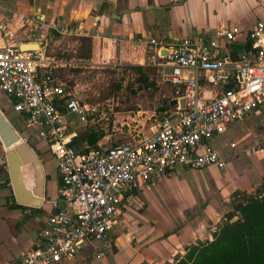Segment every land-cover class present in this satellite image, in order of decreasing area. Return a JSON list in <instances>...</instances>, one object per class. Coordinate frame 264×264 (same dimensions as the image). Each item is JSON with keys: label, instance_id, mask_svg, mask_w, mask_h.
Segmentation results:
<instances>
[{"label": "built area", "instance_id": "obj_1", "mask_svg": "<svg viewBox=\"0 0 264 264\" xmlns=\"http://www.w3.org/2000/svg\"><path fill=\"white\" fill-rule=\"evenodd\" d=\"M27 24V35L20 37L10 22H0L6 41L0 47V90L13 101L21 128L36 133L57 159L59 188L32 247L2 264H70L85 250L111 254L125 206L137 190L180 170L225 168L237 142L230 141L227 151L210 142L264 103V19L173 40L141 36L135 42L146 46V61L174 91L164 119L151 135L140 132L133 141L78 147V122L93 123L108 113L58 82L55 69L68 61L50 56L48 44L53 32L89 37L91 31L39 10ZM22 43L39 48L23 50ZM42 67L49 74L44 78ZM261 134L257 145H264V121ZM22 142L29 143L30 135Z\"/></svg>", "mask_w": 264, "mask_h": 264}, {"label": "rangeland", "instance_id": "obj_2", "mask_svg": "<svg viewBox=\"0 0 264 264\" xmlns=\"http://www.w3.org/2000/svg\"><path fill=\"white\" fill-rule=\"evenodd\" d=\"M62 1L27 0L24 6L30 7L27 10H24L22 6L0 2V22H10L11 28L18 29L17 32L21 33L20 37H22L27 35L29 31L27 18L34 12L31 5H35L36 9H39L51 20L57 18V16L55 12L50 16L47 11L54 7L59 8V11L62 10L63 14L68 13L67 16L74 18L78 11L76 13L73 11L67 12V6H64L65 4ZM219 7L218 19H212L208 16L203 20H199L198 22L202 26L200 29L203 27L214 28L216 24L219 26L227 24L245 26L250 24V20L236 16V14L242 13V3H236L235 0L232 3L224 1ZM167 16L170 20L175 21L174 18L176 17L169 14ZM98 30L100 31L101 27ZM5 43V38L0 30V47ZM48 53L50 56L62 57L68 61L67 65L55 69L58 82L65 85L68 91L81 98L82 101L96 104L101 111L108 113H103L104 118L93 123L78 122L79 128L84 129V132L94 130L103 133L104 135L100 139L103 146L115 145L122 141H133L140 132L141 134L151 135L153 130L156 129L155 125L164 119L163 106L168 103V97H172L174 91L172 87L161 81L158 67L149 64L146 58L143 59L145 52L142 47L140 61L143 59L144 64L142 65H144V68L141 70L131 67L134 64L129 62V59L125 60V57L122 58L120 55L117 57L116 49L112 50V55H109L108 60H105L104 57L99 62L92 60L94 58V44L91 37L60 35L53 32L49 37ZM82 54H89L90 57H83ZM144 73L149 76V81L153 84L143 86L144 81L142 82L140 77ZM0 109L18 130L23 132L24 135H31L32 131L21 130L20 125L22 124H18L19 117L13 110V101L1 90ZM262 111L264 112V105ZM263 117L264 115L253 114L251 119H245L236 128L230 129L226 133L227 137L234 138V141L238 142V148L242 150L240 156L229 162L225 168L209 167L203 170H180L172 175L161 177L149 187L141 190V194L135 199L130 198V205L135 201L142 207L145 206V208L143 210H127L125 214V232H129L135 238L138 234L134 228L140 225L139 222H143L144 225L149 227L151 224L148 220L150 219L154 225H160L161 222L167 225L170 228L169 233L179 232V228L184 226L186 220L190 218L192 210H194L203 213L201 214L202 221L208 224L206 235L208 236L210 233L213 238V230L216 231L219 226L227 221L226 214L233 209L236 197L254 192L262 185L264 180V146L256 145V141L259 139L257 135H260L262 131L260 123L263 122ZM70 118L77 119L75 115L70 116ZM251 123L252 126H250ZM85 136L84 134L80 139ZM33 137L38 146H45L36 133ZM213 144H216V142H213ZM6 150L1 144L0 165L1 168L3 167V172L0 177L4 180L8 176L10 177ZM36 150H39L42 156L46 152L50 153L48 148H36ZM46 157H49L48 154H46ZM23 168L31 175L33 174L30 165H24ZM47 169V186L49 187L50 183L54 187L53 184L57 177L53 174L50 166ZM258 181L260 183L255 187ZM6 187L9 189L10 196L13 197L12 184L9 183ZM1 190H3V193L6 192L5 189ZM203 195L207 198L211 197V201L207 203L206 207L201 204L203 203L201 201ZM46 205L49 207L47 203ZM193 223L197 224L198 221L195 222L194 219ZM169 233L166 235H169ZM138 237L143 239V244H146L144 235H138ZM207 238L200 239L205 240ZM119 242V250H117L119 253L124 255L125 250L131 253L134 251L127 244L125 237ZM104 257L99 264L122 263L120 259H114L109 254Z\"/></svg>", "mask_w": 264, "mask_h": 264}, {"label": "crops", "instance_id": "obj_3", "mask_svg": "<svg viewBox=\"0 0 264 264\" xmlns=\"http://www.w3.org/2000/svg\"><path fill=\"white\" fill-rule=\"evenodd\" d=\"M224 1L232 3L234 0H73V9L78 11L74 17L75 19L67 16L68 13L63 14L62 10L59 11V8L56 7L49 9L47 13L51 16L55 12L57 18L62 16V18L73 20L75 23H83L90 29L91 36L89 37L92 38L94 44V58H92V60L99 62L103 60V57L105 60H108L109 55H112V50L116 49L117 57L119 55L120 57L122 56V58L125 57V60L129 59V62L133 64H144V62L141 63L140 61L141 47L144 45L135 42L139 37L153 35L159 38L173 40L200 33L206 28L203 27L200 29L202 26L198 21L208 16L212 19H218L220 14L219 5ZM235 1L236 3L243 4L242 13L236 14V16L238 18L250 20L249 25L240 26L250 27L257 20L264 19V0ZM0 2L24 7L27 0H0ZM28 8L30 7H24V10ZM32 8L35 10L36 6L31 5V9ZM168 14L176 17L174 18L175 21L170 20L167 16ZM225 26L232 25L227 24L219 26L216 24L214 28ZM99 27H101L100 31L98 30ZM37 45L39 47L38 43ZM145 57L146 52L143 59H145ZM39 74L41 78L49 75L47 69L44 67L39 68ZM170 99L171 96L168 97V103ZM167 104L163 106L164 115L167 112ZM263 105L264 103L259 109L250 113L245 119H251L253 114L258 116L264 115L262 111ZM259 120L261 121V119ZM262 120L264 121V119ZM19 122L20 120L18 124ZM241 122L242 121L228 127L225 133L216 136L210 144L217 150L227 151V149H229L228 143L234 141V138L231 139L227 137L226 133L230 129L236 128ZM262 123H260L261 127ZM250 126H252V123ZM261 135L262 134L257 135L259 139L256 143L261 140ZM33 136L34 134L31 132L30 139L35 143ZM213 142H216V144H213ZM35 145L37 148H47L46 144L45 146H38V144L35 143ZM241 150L242 149L238 148L237 142L234 157L230 162L236 160L240 156ZM23 171L27 186L33 189L35 185L33 174L31 175V173L24 168ZM2 172L3 167L1 168L0 165V175ZM259 183L258 181L255 187H257ZM53 185L54 187L49 183L48 187L46 178V195L39 207L19 204L14 196H10L8 191L3 193L0 190V264L19 259L32 247L37 230L46 224L48 215L51 212L50 200L57 195L59 188L57 179H55ZM149 186H144L137 190L136 195L131 198L135 199L141 194V190ZM205 199H207V196L203 195L201 201ZM130 200L125 206L123 216L115 231L114 237L116 246L114 247L113 253L109 254L114 259H120L122 262L121 264L175 263L186 255L184 251H189V247L198 244V241H201L205 237H208L207 239H213L210 233L208 236L206 235V227L208 225L206 223L197 225L190 222L186 226H182L181 228L178 227L180 229L179 232L169 233L170 228L167 225L162 222L160 225H154L150 219L148 220L151 224L149 227L144 225L145 223L139 222L140 225L134 228L138 235L145 236L144 240L146 244H143V239L139 238L138 235L133 238L129 232L126 233L124 230L126 224L125 214L127 210H143L145 208V206L142 207L135 201L130 205ZM46 203L49 207H47ZM192 232H195L197 236L188 242V236ZM168 233L169 235H166ZM123 237H125L127 244L134 250L132 253L125 250L123 255L117 251L119 250V240L121 241ZM86 253L88 254L86 255ZM177 253L179 254L177 255ZM105 255L108 256V254L97 256L94 255L92 251L85 250L78 255L74 261L70 262V264H99L100 260L105 258Z\"/></svg>", "mask_w": 264, "mask_h": 264}, {"label": "trees", "instance_id": "obj_4", "mask_svg": "<svg viewBox=\"0 0 264 264\" xmlns=\"http://www.w3.org/2000/svg\"><path fill=\"white\" fill-rule=\"evenodd\" d=\"M89 50L91 52V48ZM81 56L90 57L89 54ZM131 67L141 70L144 65ZM140 78L143 86L153 84L145 73ZM103 135L91 130L87 136L77 139V146H97ZM226 217L227 221L213 232V239L198 241L189 247L184 257L168 264H264V180L254 192L237 196Z\"/></svg>", "mask_w": 264, "mask_h": 264}, {"label": "water", "instance_id": "obj_5", "mask_svg": "<svg viewBox=\"0 0 264 264\" xmlns=\"http://www.w3.org/2000/svg\"><path fill=\"white\" fill-rule=\"evenodd\" d=\"M31 44L37 43H22L20 47L23 50L39 48L25 47ZM176 102V100L171 101V105L176 104ZM181 105L182 107L185 106L183 98L181 99ZM72 128H76V125H73ZM77 131L79 137L90 132L89 130L84 132L82 128H78ZM25 136L0 109V141L4 149H7L6 157L13 189L12 194L19 204L39 207L46 195V173H48V170L38 156L39 150H36L35 143L31 139L29 143L22 142V137ZM24 165L32 167L35 183L33 189H30L26 184L23 171Z\"/></svg>", "mask_w": 264, "mask_h": 264}, {"label": "flooded vegetation", "instance_id": "obj_6", "mask_svg": "<svg viewBox=\"0 0 264 264\" xmlns=\"http://www.w3.org/2000/svg\"><path fill=\"white\" fill-rule=\"evenodd\" d=\"M65 5L64 6H66L67 5V7H66V9L68 10L67 12H71L72 10H73V12L74 13H76V11L73 9V6H72V3H73V0H70V1H66V0H63L62 1ZM39 9H35L34 10V12L35 11H38ZM62 17V16H61ZM86 136H87V134H86ZM2 144V142L0 141V145ZM41 149V148H40ZM7 151V150H6ZM46 154H48V158L46 157ZM38 156H39V158H40V160L42 161V163L44 164V165H46V169H47V167H49L50 166V168H51V170H52V172H53V174H55L56 175V179H57V181L59 182V177H58V170H57V159L55 158V156L50 152V153H48V152H46L45 154H43V156L41 155V153H40V151H38ZM222 169V168H221ZM48 170V169H47ZM46 178H48V173H46ZM7 179H9V181L7 180ZM7 179H3L2 177H0V190L1 189H5V191L7 192V191H9V189H7V184H9V183H11L10 181V177L8 176L7 177ZM12 184V183H11ZM1 191H3V190H1ZM5 192V193H6ZM136 195V192L133 194V196H135ZM15 198V197H14ZM211 201V197H209V198H207V199H205L204 201H203V203H201L202 205H204L203 207H206L208 204V202H210ZM201 214H203V213H198L197 211H194V210H192V214H191V216H190V218L188 219V220H186V222H185V224H184V226H186V225H188L190 222H192L193 223V221H194V219H195V222L196 221H198V223H197V225L198 224H202V223H204L203 221H202V217H201ZM196 224V223H195ZM196 236H197V234L195 233V232H192L189 236H188V242H190L192 239H194V238H196Z\"/></svg>", "mask_w": 264, "mask_h": 264}, {"label": "bare ground", "instance_id": "obj_7", "mask_svg": "<svg viewBox=\"0 0 264 264\" xmlns=\"http://www.w3.org/2000/svg\"><path fill=\"white\" fill-rule=\"evenodd\" d=\"M25 47L38 48V45L37 44H31V45H27ZM142 49H143L144 52H146V46L145 45L142 47ZM142 62H143V59H142L141 63Z\"/></svg>", "mask_w": 264, "mask_h": 264}]
</instances>
